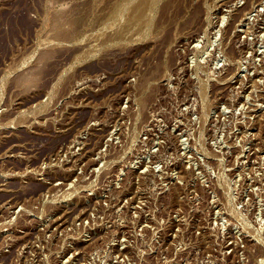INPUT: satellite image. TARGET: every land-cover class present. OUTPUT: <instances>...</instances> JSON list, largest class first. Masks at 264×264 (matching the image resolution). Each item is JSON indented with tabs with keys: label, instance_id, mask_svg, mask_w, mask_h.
Masks as SVG:
<instances>
[{
	"label": "rangeland",
	"instance_id": "obj_1",
	"mask_svg": "<svg viewBox=\"0 0 264 264\" xmlns=\"http://www.w3.org/2000/svg\"><path fill=\"white\" fill-rule=\"evenodd\" d=\"M0 264H264V0H0Z\"/></svg>",
	"mask_w": 264,
	"mask_h": 264
}]
</instances>
